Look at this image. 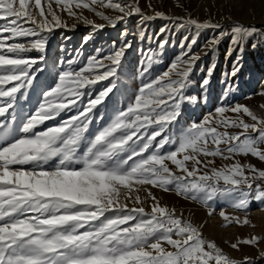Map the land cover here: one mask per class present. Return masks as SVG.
<instances>
[{
    "label": "snow or ice",
    "instance_id": "obj_1",
    "mask_svg": "<svg viewBox=\"0 0 264 264\" xmlns=\"http://www.w3.org/2000/svg\"><path fill=\"white\" fill-rule=\"evenodd\" d=\"M54 2L77 20L83 17L73 5L100 4L121 15L97 16L125 27L119 46L113 41L107 52L96 48L87 56L77 49L49 65L46 34L67 28L53 0H0V264H237L151 189L197 202L209 216L217 202L245 211L253 201L264 207V169L236 159L250 155L264 162V117L228 103L239 87L233 78L243 68L245 46L262 29L239 22L224 28L162 11L147 15L138 0ZM132 16L143 25L140 41L149 44L134 67L126 55L132 41L124 39ZM154 19L167 23L151 33L144 22ZM208 29L219 31L195 50ZM181 31L179 53L157 72ZM226 38L225 59L236 56L223 74L220 105L185 126L186 106L207 103L217 68L213 60L199 95L189 94L200 51L215 56ZM33 51L41 55H27ZM218 159L232 162L217 166ZM219 215L225 226L249 224L247 216L241 220L223 209ZM259 239H238L231 248ZM244 264L253 262L245 257Z\"/></svg>",
    "mask_w": 264,
    "mask_h": 264
},
{
    "label": "rangeland",
    "instance_id": "obj_2",
    "mask_svg": "<svg viewBox=\"0 0 264 264\" xmlns=\"http://www.w3.org/2000/svg\"><path fill=\"white\" fill-rule=\"evenodd\" d=\"M90 2V0H85ZM114 2L126 3L127 0H114ZM44 0H42V4ZM139 6L142 11L147 15H154L155 11H162L171 17H184L195 18L200 22L205 20L213 23H219L222 27L227 28L237 22L246 26H256L262 29L261 33L255 34L249 39L248 44L245 46L243 54V68L233 82L238 81L239 87L231 93L228 103H240L248 106L256 115L264 117V0H138ZM53 10L57 11L62 21L66 22L67 28H56L48 35V43L46 52L43 54L49 65L58 61L61 57L67 59L75 54V50L80 49L84 52L85 56L92 54L96 48H102L107 52L115 41L117 46L121 42V32L124 30V23L120 22L116 27L107 24V21L96 15V12H103L110 18H115L121 13L117 10L104 7L100 4L92 5L89 9L76 8L74 5L72 11L77 16L83 19L77 20L75 17L68 15L63 7L55 4L53 0ZM151 6V7H150ZM84 19L91 20L92 24H86ZM167 21L163 19H154L152 21H145L144 24L151 33L158 32L159 28ZM104 24L105 27L97 29L93 25ZM140 18L132 16L127 22L128 35L124 38L126 41H132V47L127 52V62L130 66H136L141 60V48H148L149 44L142 42L139 39L138 33L140 27ZM219 31L216 29L203 30L195 46V50L199 51L209 37L215 35ZM135 33L136 35H133ZM184 32L181 31L175 36V47H166L163 57V63L156 66V71H163L172 59L179 53L178 47L180 39L183 37ZM90 37L87 43H84L85 38ZM191 38V37H190ZM29 39V38H25ZM257 41L255 50L251 48L252 41ZM23 42V41H22ZM229 40L226 38L219 45L218 52L215 56L209 52L202 56L201 61L198 63L196 71L193 73V79L196 82L189 90V94L200 93V81L206 75L207 66L215 60L217 68L211 77V82L208 86V101L206 104L200 103L195 107L186 106L183 112L181 123L185 126L191 121L201 120L205 115L214 112V109L220 105L221 95L225 88L223 74L231 70L232 61L235 59L236 52H233L231 57L225 59V53L228 48ZM155 48L156 45H151ZM63 49V50H62ZM29 56H39L41 53L31 52ZM203 69V71H201ZM99 88V85H97ZM229 116H234L233 113H227ZM247 122H251L250 118L244 117ZM230 131H238L230 129ZM241 164H251L258 169H264V162L248 156L236 157ZM232 161L217 160V166H222L224 163H231ZM154 195L160 200L161 204H166L170 208L174 207L177 214H183L184 218L192 220L197 226H201L202 233L206 239L214 240L219 247L223 249L231 259L237 261V264H244V258L251 259L253 264H264V207L261 203L253 201L250 204L249 210H237L231 206H226L222 202H217L215 205L214 213L209 216L207 209L197 202L186 201L182 197H178L174 192H164L160 189H151ZM135 195V194H134ZM143 199L145 193H139ZM132 206L131 201H128ZM151 201H145L146 210H150ZM200 209V214L196 213V209ZM223 209L226 214L230 216L239 217L241 220L247 216L249 224L238 225L232 223L225 226V221L219 215V211ZM202 214V215H201ZM200 215V216H199ZM205 215V217H203ZM200 219V220H199ZM198 220V221H197ZM202 220V221H201ZM204 220V221H203ZM200 221V223H199ZM203 224V225H202ZM204 226V227H203ZM252 236L259 237L257 244L245 245L240 244L239 249H232L231 244L245 238Z\"/></svg>",
    "mask_w": 264,
    "mask_h": 264
},
{
    "label": "bare ground",
    "instance_id": "obj_3",
    "mask_svg": "<svg viewBox=\"0 0 264 264\" xmlns=\"http://www.w3.org/2000/svg\"><path fill=\"white\" fill-rule=\"evenodd\" d=\"M199 210H200V209L198 208V209L195 210V212L198 213V214H200ZM200 211H201V210H200ZM201 215H202V214H201ZM199 216H200V215H199ZM203 217H205V215H204ZM199 220H200V219H199ZM197 221H198V220H197ZM201 221H202V220H201ZM203 221H204V220H203ZM199 223H200V221H199ZM200 224H201V223H200ZM202 225H203V224H202ZM203 227H204V226H203Z\"/></svg>",
    "mask_w": 264,
    "mask_h": 264
}]
</instances>
